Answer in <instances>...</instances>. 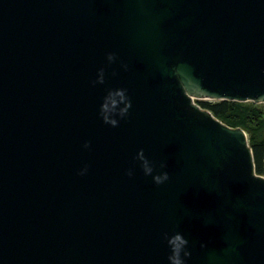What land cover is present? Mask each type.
<instances>
[{
    "label": "water",
    "instance_id": "95a60500",
    "mask_svg": "<svg viewBox=\"0 0 264 264\" xmlns=\"http://www.w3.org/2000/svg\"><path fill=\"white\" fill-rule=\"evenodd\" d=\"M217 100L264 104V0H0V264H168L176 232L186 264H264V176Z\"/></svg>",
    "mask_w": 264,
    "mask_h": 264
},
{
    "label": "clouds",
    "instance_id": "9594fccd",
    "mask_svg": "<svg viewBox=\"0 0 264 264\" xmlns=\"http://www.w3.org/2000/svg\"><path fill=\"white\" fill-rule=\"evenodd\" d=\"M116 60L115 53H107L106 61L111 65ZM124 70H127L126 64H121ZM112 75H116L115 72ZM105 80V69L102 67L96 73V79L92 81L95 84H103ZM131 108V101L126 94V89H108L106 94L102 97V101L99 105L98 115L103 123L116 127L120 120H124L128 116L129 109ZM84 148H88L89 144L85 142ZM134 160L139 163V167L142 170L144 176H151L153 183L160 185L165 183L169 179V175L165 171H161L158 174H154V166L152 162L146 158L143 149H139L134 157ZM163 169L165 164H161ZM87 166L80 169L78 175H85L87 172ZM126 175L131 177L133 170L128 169ZM164 239L169 248L170 254L167 256L168 264H186L187 258L190 256V252L187 250L188 241L184 236L176 232L169 236L164 234Z\"/></svg>",
    "mask_w": 264,
    "mask_h": 264
},
{
    "label": "trees",
    "instance_id": "16d2710c",
    "mask_svg": "<svg viewBox=\"0 0 264 264\" xmlns=\"http://www.w3.org/2000/svg\"><path fill=\"white\" fill-rule=\"evenodd\" d=\"M195 102L223 124L231 128H241L246 133L255 172L264 176V106L253 102L227 100Z\"/></svg>",
    "mask_w": 264,
    "mask_h": 264
},
{
    "label": "rangeland",
    "instance_id": "374dc122",
    "mask_svg": "<svg viewBox=\"0 0 264 264\" xmlns=\"http://www.w3.org/2000/svg\"><path fill=\"white\" fill-rule=\"evenodd\" d=\"M262 106H264V104H262Z\"/></svg>",
    "mask_w": 264,
    "mask_h": 264
}]
</instances>
